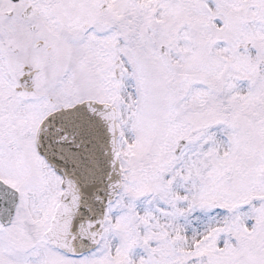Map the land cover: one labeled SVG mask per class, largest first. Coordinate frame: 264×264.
Listing matches in <instances>:
<instances>
[{
	"label": "snow or ice",
	"instance_id": "obj_1",
	"mask_svg": "<svg viewBox=\"0 0 264 264\" xmlns=\"http://www.w3.org/2000/svg\"><path fill=\"white\" fill-rule=\"evenodd\" d=\"M0 264H264V0H0Z\"/></svg>",
	"mask_w": 264,
	"mask_h": 264
}]
</instances>
